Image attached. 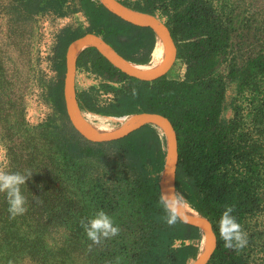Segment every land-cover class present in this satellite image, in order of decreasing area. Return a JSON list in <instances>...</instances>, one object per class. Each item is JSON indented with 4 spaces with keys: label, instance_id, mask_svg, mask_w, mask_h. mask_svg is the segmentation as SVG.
I'll return each mask as SVG.
<instances>
[{
    "label": "trees",
    "instance_id": "16d2710c",
    "mask_svg": "<svg viewBox=\"0 0 264 264\" xmlns=\"http://www.w3.org/2000/svg\"><path fill=\"white\" fill-rule=\"evenodd\" d=\"M118 1L165 22L177 45L178 61L186 65L185 77L170 79L168 74L153 82L131 78L89 47L79 54L77 67L102 79L99 87L91 90L97 94H113V97L100 104L88 92L77 91L79 106L82 112L102 117L143 113L167 117L178 136L177 192L199 216L210 220L217 237V249L208 264H247L240 253L224 247L219 220L226 206L233 207L232 215L241 226L262 209L264 156L245 132L240 108L229 121L222 114L227 89L237 79L242 80L241 91L248 90L252 96L263 94L264 44L250 57L248 71L242 79L240 69L235 67L224 75L219 68L234 50L235 34L234 19L225 7L220 10L213 0ZM69 2L31 0L28 5L38 13H54L64 18L69 14ZM76 3L88 27L85 30L67 27L61 31L55 64L59 79L52 89L58 110L67 119L63 89L66 54L72 42L93 33L127 61L143 66L151 64L157 43L151 28L125 22L99 0H76ZM257 109L256 120L264 125V103ZM69 132L70 137L62 139L60 151L75 160L91 158L106 162L111 149L134 177L129 190L121 191L120 199L114 202L113 210L119 213V224L125 226L126 234L115 244L113 261L193 264L201 253V230L182 220L169 226L159 205L167 158L166 136L150 124L110 143L88 142L72 125ZM128 229L132 231L129 233Z\"/></svg>",
    "mask_w": 264,
    "mask_h": 264
},
{
    "label": "rangeland",
    "instance_id": "374dc122",
    "mask_svg": "<svg viewBox=\"0 0 264 264\" xmlns=\"http://www.w3.org/2000/svg\"><path fill=\"white\" fill-rule=\"evenodd\" d=\"M29 1L0 0V170L31 173L21 186L24 215L11 218L7 195L0 193V264H120L113 261L115 244L126 229L113 207L134 177L111 149L106 162L75 160L59 150L62 139L70 137L71 122L60 114L52 93L59 79L55 69L58 37L67 27L85 30L88 22L77 11L76 0H70L64 18L38 13ZM213 1L220 10L225 7L235 25L234 50L219 72L228 75L235 67L242 79L250 57L264 44V0ZM185 74L186 65L178 61L169 78L182 80ZM101 81L85 68L77 71V91L88 92L104 104L113 94L91 90ZM241 82L237 79L228 87L222 118L233 119L240 108L245 132L264 156V125L256 120L264 92L252 96L240 90ZM83 113L87 120L110 130L120 127L114 118ZM260 196L262 209L242 225L248 243L233 250L247 264H264V183ZM100 209L113 217L120 232L96 245L79 227L82 218L87 222Z\"/></svg>",
    "mask_w": 264,
    "mask_h": 264
},
{
    "label": "water",
    "instance_id": "95a60500",
    "mask_svg": "<svg viewBox=\"0 0 264 264\" xmlns=\"http://www.w3.org/2000/svg\"><path fill=\"white\" fill-rule=\"evenodd\" d=\"M106 5L115 15L125 22L136 26L151 28L165 48V60L152 72H145L134 68L141 66L133 64L123 58L116 50L106 43L101 36L93 33L85 34L72 42L66 54V73L64 78L63 97L68 118L73 128L80 136L91 143H110L121 140L143 126L150 124L164 131L167 141V158L161 179V193L169 195L178 193L176 187L177 166L179 162V145L176 130L171 121L157 113H143L131 116L130 119L118 129L108 133L97 132L87 122L82 112L77 97V59L86 48H95L115 68L131 78L141 81L153 82L168 75L178 62V48L172 37L170 29L158 16L149 15L125 6L118 0H99ZM156 43V45H157ZM179 194V193H178ZM180 195V194H179ZM181 219L185 224L199 228L203 240L207 242L205 252H201L193 264H208L217 249L218 241L210 220L198 215L190 216L180 209Z\"/></svg>",
    "mask_w": 264,
    "mask_h": 264
},
{
    "label": "clouds",
    "instance_id": "9594fccd",
    "mask_svg": "<svg viewBox=\"0 0 264 264\" xmlns=\"http://www.w3.org/2000/svg\"><path fill=\"white\" fill-rule=\"evenodd\" d=\"M30 176V172L25 175L20 172L7 173L0 170V193H6L9 204L8 211L13 219L27 212L26 199L22 195L21 186L26 183ZM183 203V198L178 193L161 194L159 205L165 213L163 219L169 226L174 225L181 219L180 209ZM233 211L232 206H226L219 220V233L224 241L225 248L241 250L247 245L248 241L241 224L232 215ZM80 224L84 228L87 238L96 245L100 244L102 239H110L120 232L119 225L104 209L98 210L94 217L87 219V222L82 218ZM89 247L91 248V245Z\"/></svg>",
    "mask_w": 264,
    "mask_h": 264
},
{
    "label": "bare ground",
    "instance_id": "6f19581e",
    "mask_svg": "<svg viewBox=\"0 0 264 264\" xmlns=\"http://www.w3.org/2000/svg\"><path fill=\"white\" fill-rule=\"evenodd\" d=\"M152 56H153V59H152L151 65H148V66L141 65V66H133V67L138 69V70L145 71V72H152V71H155L157 68H159V66L165 60V48H164V46L160 40L158 41V43H157V45H156V47L152 53ZM87 122L90 125V127L92 129L96 130L97 132L108 133V132H112L114 130V129L110 130L107 126H105L103 124H99L97 122L95 123V122H92L89 120H87ZM158 130H161V128H158ZM181 211L187 215H190V216H196L197 215V213L194 210H192L185 203H183ZM206 248H207V242H206V240H203L201 252L202 253L205 252Z\"/></svg>",
    "mask_w": 264,
    "mask_h": 264
},
{
    "label": "built area",
    "instance_id": "2783aa9c",
    "mask_svg": "<svg viewBox=\"0 0 264 264\" xmlns=\"http://www.w3.org/2000/svg\"><path fill=\"white\" fill-rule=\"evenodd\" d=\"M116 120V122L121 126L123 124H125L129 119L130 117L129 116H122V117H112Z\"/></svg>",
    "mask_w": 264,
    "mask_h": 264
},
{
    "label": "crops",
    "instance_id": "0c3cea01",
    "mask_svg": "<svg viewBox=\"0 0 264 264\" xmlns=\"http://www.w3.org/2000/svg\"><path fill=\"white\" fill-rule=\"evenodd\" d=\"M133 1H135V0H133ZM112 118V117H111Z\"/></svg>",
    "mask_w": 264,
    "mask_h": 264
}]
</instances>
